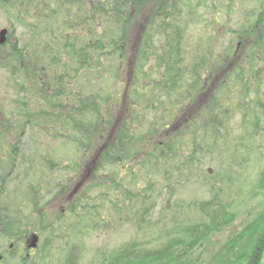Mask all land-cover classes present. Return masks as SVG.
<instances>
[{"label":"trees","instance_id":"obj_1","mask_svg":"<svg viewBox=\"0 0 264 264\" xmlns=\"http://www.w3.org/2000/svg\"><path fill=\"white\" fill-rule=\"evenodd\" d=\"M82 1H87L88 4L81 3V0H71V4L89 6L88 10L93 14L92 25L98 27L96 22L98 16L100 25L105 28L106 39H102L101 43L93 38L91 42L81 43L75 49L73 44L67 47V51L71 53L67 57L73 65V68L70 66L73 69L72 78L81 69L92 71L101 66V62L103 63L109 56L113 57L112 61L118 58L126 59L128 46L126 42L129 28L127 27L133 0ZM197 1L200 4L196 5V8H201V0ZM28 3L30 2L23 1V5ZM168 3L170 5L167 8L164 6L163 11L161 10L164 13L162 21L169 20L167 26L163 28L164 38L159 52L161 78L154 86H142L141 93L134 95L136 98L134 104L139 106L138 110L143 115L141 117L136 115L135 123L138 127L133 133L130 131L132 126L127 127L124 123L118 125L120 130L125 127L128 136L124 130L121 132L113 130L116 116L112 105L118 98L114 99L109 93L102 97L98 92L86 95L80 92H68L70 90L64 87L63 75L45 69L42 70L41 77L45 78L46 84L38 87L33 84L30 86L34 88L33 93L41 98L40 103L48 106L50 113L56 116H42L39 112L38 115L28 114L21 100L16 102L13 109L12 117L17 118L15 121H18L16 125H9V116L4 118L1 113L0 141L5 146L8 144V151L0 153V239L14 240L12 242L15 248L22 241L19 235L22 227L27 232H39V229L35 228L37 219L29 217L27 214L31 211H26L27 208L32 210V195L24 192L19 197L18 194L16 195L17 191L10 193L6 187L18 168L20 178L27 179L28 175L33 174L32 169L39 157L44 155L43 151H40L42 153L39 156L34 153L36 158L33 161H26L25 153L19 149V139L15 140V145L9 143L12 137L10 131L24 133L26 126L33 127L39 121L42 132L45 131L47 135L48 146L55 137H63L64 144L74 145L79 151L92 150L103 141L106 147L104 151L106 155L97 156L95 163L88 170L92 177L87 175L85 178V184H90L91 191L86 201L82 197L77 201L73 200L69 205L70 217L63 221V225H56V228L48 232L47 237H51L58 228L65 231L64 237H53L57 244L61 243L67 247L64 258H58L56 263L77 264V254L74 251L81 245L86 233H90L96 226L107 228L111 224L110 215L121 217L123 223H129L134 229V235L118 248L99 250L94 256V264L263 263L264 199L256 212L235 226L238 217L235 213L236 206H232V197L224 190L229 184L225 181L228 177L225 173L221 175L223 169H232L231 162L237 163V169L238 166H246L252 160L261 161L259 155L250 146V139H245L246 144L236 147L233 145L234 140L228 145L226 139L229 132L228 123L224 122V118L231 119L235 114L244 116L249 110L248 106L241 101H230L229 97L225 102L216 100L215 105L209 103L211 102L209 100L201 106L202 111L197 115L199 120L187 121L189 129L195 123L200 132L192 130L194 137L189 142L175 140V150H173L174 134L172 136L169 133L174 132L179 124L173 119H177L179 110L188 105L181 109V115L185 114L201 94L200 87L204 81L202 71H207L210 67L209 61L215 58L208 56L210 45L207 47L205 44L203 54L197 51L200 45L191 48L185 46L187 38L182 33L181 18L184 7L188 5L191 7V0H170ZM44 9L32 13L28 10H18L15 11V15L19 19L23 18L24 23H27V19H30L27 17L32 15L37 27L41 28L40 23L45 21L47 24L49 16L48 11ZM171 15L173 17H170ZM173 19L176 21L175 24H172ZM50 30V27L43 28V33H48L49 37ZM35 45L33 43V46ZM10 51L11 58L15 57L12 60L19 63L27 61L25 52L18 50L15 44L10 43ZM57 61L59 67L60 59ZM53 70L56 71V67ZM64 76L66 79L71 77L67 73ZM24 85L26 86L25 82ZM45 86L48 87V93L45 92ZM102 109L105 119L102 116ZM9 127L15 129L9 130ZM142 128L146 130L139 133L138 129ZM144 136L149 139L145 149L150 145V150L140 153L141 158L137 165L142 172L130 168L123 182H120L121 166L126 161L124 153L121 155L120 151L128 144L127 138L141 140ZM230 151H237L238 154L228 157ZM127 153L125 155H128ZM138 155L132 156L131 159L134 160ZM168 155H170L169 162L165 161ZM44 161L49 170H53L56 165L54 159L45 156ZM174 161L177 166H173ZM207 161L216 162L212 176L203 171L202 166ZM22 167H25L23 171ZM124 182L128 188L132 186L135 189L128 204L123 201L127 196L126 191L129 190L123 192L119 186ZM198 182L208 190L207 199L188 203H177L172 200L177 188ZM141 184L145 185L141 186ZM24 204L27 205L23 208ZM104 213H107L106 218L103 217Z\"/></svg>","mask_w":264,"mask_h":264},{"label":"rangeland","instance_id":"obj_2","mask_svg":"<svg viewBox=\"0 0 264 264\" xmlns=\"http://www.w3.org/2000/svg\"><path fill=\"white\" fill-rule=\"evenodd\" d=\"M23 1L25 0H0V29L10 30V43L15 44L18 50L25 52L24 56L27 58L25 62H16L12 60L15 57L11 58L10 50L8 54L3 53L0 57V117L3 113L4 118L9 116V125H16L17 118H13L12 114L19 100L27 108L28 114L38 115L39 112L42 116H56L50 113L48 106L40 103L41 98L33 93L34 88L30 86V84L35 87L46 84L45 78L41 77L42 70L45 69L53 73H61L64 87L70 90L68 92H80L84 95L98 92L102 97L109 93L114 99L118 98L112 105L113 109L111 108L116 116L113 130L119 131L118 123H124L127 127L132 126L130 131L133 133V130L138 127L135 123L136 115L138 117L143 115L138 110L139 106L134 104L136 102L134 95L141 93L142 86H154L161 78L159 52H161V42L164 38L163 28L169 23L167 19L162 21L164 15L162 8L164 6L167 8L170 0H133L127 27L129 32L126 42L128 44L126 59L118 58L112 61L113 57L109 56L103 63L101 62V66L92 71L81 69L74 78H72L73 65L68 59L71 53L67 51V47L73 44L75 49L81 43L91 42L93 38L102 43L106 36L99 17H96L98 27H95L92 25L93 14L88 10L89 6H75L71 4V0H37L27 5H23ZM81 3L88 4L87 1L82 0ZM198 4H200L199 1L191 0V7L189 5L184 7L181 27H183V35L187 38L185 46L191 48L200 45L197 51L203 54L205 44L207 47L210 45L208 56H213L215 59L209 61L210 67L207 71H202L204 81L200 87L201 94L197 96L185 114L181 115V109L188 105L179 110L177 119H173L179 124L174 132L169 134L172 136L174 134L173 150H175V140L189 142L194 137L191 131L200 132V130L195 123L189 129L187 123L191 119L199 120L197 115L202 111L201 106L209 100H211L209 103L215 105L216 100L225 102V99L229 97L230 101H241L248 106L249 110L247 108L248 112L244 116L235 114L231 119L224 118V122L228 123L229 133L226 137L228 145H231L232 140L235 147L244 145L245 139H250V146L261 159L259 162L252 160L246 166L240 165L237 169V163L231 162L232 169H223L221 172V175L225 173L228 177L225 181L229 184L227 189L224 187V190L232 197V206H236L235 213L238 217L234 225L238 226L241 220L257 211L260 202L264 199V0H201V8H196ZM43 8L48 11L49 16L47 24L45 21L40 23V29L32 15L27 17L30 18L27 19L30 26L24 23L23 18L19 19L15 15V11L18 10H28L32 13ZM175 23L173 19L172 24ZM46 27L51 28L50 38L48 33H43V28ZM33 43L36 45L33 46ZM54 67L56 71L53 70ZM65 73L71 77L66 79ZM47 88V86L44 87L46 93H48ZM102 110V116L105 119L104 109ZM54 113H56L55 110ZM39 124L40 122L37 121V127L36 125L26 126L24 133L10 131L12 137L9 143L15 145V140L19 139V149L25 153L26 161H33L42 153L40 151H43L44 155L39 157L32 169L33 174L28 175L27 179L20 178L18 168L6 185L10 193L17 191L16 195L18 194L19 197L24 192L32 195V210L27 208L26 211H31L27 214L29 217L37 219L35 228H38L39 232H27L22 227L19 234L22 241L15 245V248L12 242L14 240L0 239V264H58L56 263L58 258H64L67 247L61 243L57 244L53 237H64L65 231L58 228L51 237H47L48 232L56 228V225H63V221L70 217L69 205L73 200L77 201L79 197H82L86 201L91 191L90 184H85V178L87 175L92 177L88 170L95 163L97 156L106 155L104 141L98 143L92 150L79 151L74 145L64 144L63 137H55L48 146L47 135L45 131L42 132ZM138 130L142 133L146 128ZM124 133L128 136L125 130ZM127 140L125 149L120 151V154L124 153L126 157L125 164L121 166L120 182H123L130 168L142 172L137 165L141 158L140 153L150 150V145L145 149V145L149 144L146 136L141 140L134 138H127ZM181 146L184 148L183 144ZM6 151H8V144L5 146L0 141V153ZM136 154L139 155L134 160L131 159ZM228 154V157H231L238 153L230 151ZM170 155L165 158V161L169 162ZM45 156L52 157L56 162L53 170H49L44 161ZM49 160L48 162L51 163ZM215 164L216 162H205L202 166L203 171L212 176L216 168ZM173 166H177L175 161ZM24 169L25 167H22V171ZM201 184L198 182L177 188L172 200L177 203H188L193 200L207 199L208 190ZM144 185L141 184V186ZM119 186L123 192L129 190L126 191L127 196L123 201L128 204L135 189L132 186L128 188L125 182ZM26 205L24 204L23 208ZM106 216L107 213H104L103 217L106 218ZM109 218L111 224L107 228L102 229L96 226L90 233H86L81 245L74 251L77 254V264H94V256L99 250L118 248L134 235L132 226L129 223H123L121 217L110 215Z\"/></svg>","mask_w":264,"mask_h":264},{"label":"flooded vegetation","instance_id":"obj_3","mask_svg":"<svg viewBox=\"0 0 264 264\" xmlns=\"http://www.w3.org/2000/svg\"><path fill=\"white\" fill-rule=\"evenodd\" d=\"M9 36H10V31L8 30V33L6 34V41L4 43H0V57L3 55V53L5 54L9 53L10 50Z\"/></svg>","mask_w":264,"mask_h":264},{"label":"water","instance_id":"obj_4","mask_svg":"<svg viewBox=\"0 0 264 264\" xmlns=\"http://www.w3.org/2000/svg\"><path fill=\"white\" fill-rule=\"evenodd\" d=\"M28 1H34V0H28ZM6 33H7V29H3V30L0 31V43H4L5 42V40H6Z\"/></svg>","mask_w":264,"mask_h":264}]
</instances>
